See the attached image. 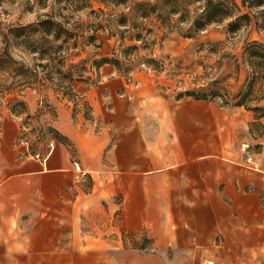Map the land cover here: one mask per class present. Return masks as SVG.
Masks as SVG:
<instances>
[{
  "label": "crops",
  "instance_id": "0c3cea01",
  "mask_svg": "<svg viewBox=\"0 0 264 264\" xmlns=\"http://www.w3.org/2000/svg\"><path fill=\"white\" fill-rule=\"evenodd\" d=\"M98 73L89 118L54 124L91 178L88 193L66 192L76 176L63 145L41 162L16 145V122L0 127V264L101 263L123 247L103 236L116 212L119 233L146 230L177 249L211 250L219 239L217 264H264V132L244 143L254 113L173 98L147 76L129 95L114 68Z\"/></svg>",
  "mask_w": 264,
  "mask_h": 264
},
{
  "label": "rangeland",
  "instance_id": "374dc122",
  "mask_svg": "<svg viewBox=\"0 0 264 264\" xmlns=\"http://www.w3.org/2000/svg\"><path fill=\"white\" fill-rule=\"evenodd\" d=\"M255 1L212 0L229 7L231 18L195 31L194 22L209 9L206 0H0V127L8 121L18 124L16 145L23 140L28 156L45 155L50 143L54 149L63 145L76 176V188L66 192L71 198L78 189L86 194L91 178L76 168V150L54 124L61 116L68 121L89 118L84 99L100 82L99 68H114L129 95L137 91L142 76L173 98L185 92L207 94L217 83L212 90L223 100L206 103L246 111L235 107L233 98L252 76L245 47L264 45V4L256 7ZM244 14L249 25L228 33V24ZM46 19L60 25L49 36L38 26ZM259 106L264 116V104ZM262 114H254L257 121L249 126L245 144L253 145L264 132ZM110 223L112 230L103 232L104 239L123 247L107 249V259L97 264H122L121 257L135 253L166 264H217L219 239L211 250L177 249L155 242L146 230L117 232V212L108 229ZM63 237L68 244L69 232Z\"/></svg>",
  "mask_w": 264,
  "mask_h": 264
},
{
  "label": "trees",
  "instance_id": "16d2710c",
  "mask_svg": "<svg viewBox=\"0 0 264 264\" xmlns=\"http://www.w3.org/2000/svg\"><path fill=\"white\" fill-rule=\"evenodd\" d=\"M212 0H206V5L209 8L208 11L201 16L198 20L194 22L195 31L203 30L207 26L214 23L223 22L224 20L231 18V12L229 7L224 6L223 3L218 2L213 5ZM256 7H261L264 4V0H257L253 2ZM213 5V6H212ZM246 5V1H242V6ZM233 8H236L235 5ZM250 19L247 14L234 19V22L228 24L227 32L230 34L236 33L242 27L248 26ZM39 29L42 33L49 36L54 29L60 27V25L51 19L38 21ZM245 63L251 68L252 76L247 83V86L243 92H240L234 96L233 100L235 107H243L247 111H251L254 114H262V107L259 106L260 103L264 104V45L252 42L245 47ZM213 83L211 85V91L207 94H200L197 92H185L179 94L177 99L181 98H191L195 101L210 102L215 98H220L223 100V96H220L216 90H212L215 87ZM214 87V88H213ZM261 117H264L263 114ZM254 125V124H252Z\"/></svg>",
  "mask_w": 264,
  "mask_h": 264
},
{
  "label": "built area",
  "instance_id": "2783aa9c",
  "mask_svg": "<svg viewBox=\"0 0 264 264\" xmlns=\"http://www.w3.org/2000/svg\"><path fill=\"white\" fill-rule=\"evenodd\" d=\"M19 145L22 146V147L24 146L26 148V151H28L27 144L23 140L19 141ZM48 148H49V150L47 151V153L45 155H42L39 152H37V153H34L31 157H34V158H36L38 160H41V162L46 161L47 157L51 154V152L54 149L53 144L50 143ZM243 151H246V148H244ZM247 160L249 161V159H247Z\"/></svg>",
  "mask_w": 264,
  "mask_h": 264
}]
</instances>
